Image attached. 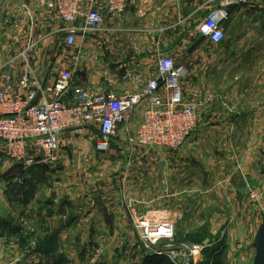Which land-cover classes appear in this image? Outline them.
Wrapping results in <instances>:
<instances>
[{"label":"crops","instance_id":"crops-1","mask_svg":"<svg viewBox=\"0 0 264 264\" xmlns=\"http://www.w3.org/2000/svg\"><path fill=\"white\" fill-rule=\"evenodd\" d=\"M6 1L9 3L10 0H0V5ZM11 1L15 2L13 12L19 15L21 22L14 28L19 33L25 25L22 19L29 16L28 31L32 38L36 35L29 43L27 61L20 53L7 62L0 60V88L7 89L11 97L28 96V90L19 88L23 75H33L42 84L46 79L47 84H53L64 70L72 72L73 88L83 87L95 94L141 92L157 77L161 55H169L182 70L184 96L189 98L195 93L200 94L205 103L200 111L204 114L215 112L214 109L211 111L217 101L212 87L214 68L219 61L216 50L220 45L202 38L197 32V25L219 7L220 0H134L123 15L106 16L98 31H78L72 47L66 45V39L61 41V37L66 35L62 30L75 26L81 28L82 23L63 25L55 20L54 13L46 5L49 0H28L29 5L23 4L26 0ZM95 6L102 7L103 2L98 1ZM227 13L228 19L223 24L227 40L221 45L232 50H253L264 62V0L233 4L228 7ZM237 113L241 115L240 107ZM140 121L141 117L137 116L119 131L116 136L118 141L115 145L112 142L115 150L107 156L95 150L97 141H61V157L56 164L42 161L31 144L27 159L24 162L14 161L6 155L5 144L0 141V264H64L62 259L66 252L61 243L68 240L75 227L97 225L100 232L105 219L110 221L112 215L117 218L113 203L118 201L119 193L108 186L115 188L121 184L118 178L124 184L131 183L132 170L122 171L121 164L127 159L144 162L145 171L154 168L153 162L170 159L171 155L178 161L182 158L193 160L197 156L192 151L195 154L203 151L199 154L214 161L206 141H190L192 136L178 154L173 151L171 155L131 153L128 156L124 151L134 152L129 148L134 143L130 145L127 142L124 131L135 130ZM236 124H244L252 131L263 130L264 106L254 110L251 116L244 113L242 120L236 121ZM64 135L67 134L63 133L61 137ZM253 137L257 138L256 141H239L238 148L242 157L251 158L258 164L264 143L261 145V137L255 133ZM235 145L234 141L222 143L225 157L231 156ZM259 171L256 170V177L264 178ZM186 172L184 168H179V172L167 176L170 180L165 185L153 181L151 184L155 190L147 188L137 196H133L132 189H126L122 193V201H137L127 208L131 223L134 225L135 220L148 211L180 210L181 206L177 203L181 201L182 187L186 185L182 184V176L192 177ZM23 174L31 179L27 205L20 202L25 197L17 183ZM197 175L196 171L193 177L196 179ZM109 229L110 225L108 234L102 236L107 241L116 235V230H111L110 234ZM99 232L92 234L98 241L102 240ZM21 234L28 235L27 246L21 244ZM81 240H85L84 233L80 234ZM54 245L56 254L51 252ZM53 254L59 259L54 263L48 260Z\"/></svg>","mask_w":264,"mask_h":264},{"label":"rangeland","instance_id":"rangeland-1","mask_svg":"<svg viewBox=\"0 0 264 264\" xmlns=\"http://www.w3.org/2000/svg\"><path fill=\"white\" fill-rule=\"evenodd\" d=\"M14 3L10 0L9 3L6 1L0 5V60L4 62L11 60L18 53L24 61H27L29 43L36 37L34 35L32 38V34L28 31L30 17L27 15V18L22 19L25 23L24 28L20 29L19 33L14 28L21 23L19 15L13 12ZM23 4L29 5L28 0ZM216 54L220 62L218 61L213 74L212 91L217 101L215 108L212 107L211 111L214 109L215 112L204 114L200 111L198 113L197 124L190 139V141H206L207 150L212 151L214 161H210L209 156L199 154L203 151L196 154L192 151L191 153L197 156L193 160L182 158L178 161L171 155L175 151L149 149L136 144L138 124L135 130L124 131L127 142L129 141L130 145L134 143L133 146H129L134 152L127 153V150H122L128 156L131 153L141 155L152 153L155 156L169 154L171 158L164 157L165 160L153 162L154 168H149L147 172L144 169L145 163L138 159L135 162L133 159L124 161L121 164L122 171L132 170L130 171L131 183L124 184L118 178L121 184L116 185L115 188L108 186L112 191L119 193L118 201L113 203L117 210V218L116 215H112L110 221L105 219L100 232L97 225L75 227L73 232H70L68 240L61 243L67 255H64L62 259L64 264H171L165 258L163 259V256L158 258L156 255H147L145 244L131 223L127 210L137 201L133 199L122 201V193L129 188L132 189L133 196H137L147 188L153 191L156 189L152 187L153 181L165 185L170 180L167 176L171 177L172 172H179V168H184L192 174V177L188 179L187 176H182L184 177L182 184L186 185L182 187V199L177 203V206H181L182 209L171 210L182 214L183 217V222L177 229L174 245H204L205 241L209 240L207 248L196 257L197 264H254L255 237L264 217V178L259 179L255 174L257 169L264 174V146L260 149L261 156L257 164L250 160L251 158L248 160L242 157L238 142L256 141L257 138L253 137L255 133L257 137H261L259 141L263 145L264 128L261 131H252L246 129L244 124L237 126L236 121H241L244 113L251 116L254 110L264 106V62L253 50H232L225 45H220ZM238 107H240L241 115L237 113ZM98 137V129L90 128L64 135L61 141H97ZM112 141L115 145L118 138L115 137ZM221 141L223 145L224 141H234L236 145L232 148L231 156L225 157ZM113 148L104 155L107 156L112 150L114 151ZM117 151V153L120 152L119 149ZM175 153L178 154L179 150ZM218 158H223V162L217 161ZM196 171L199 176L197 175L198 178L195 179L193 176ZM142 174L146 176L142 177ZM26 175L23 174L22 183H18L25 197L24 200H20L22 205L28 204L31 179L29 180ZM166 210L148 212L153 214ZM109 225L110 234H112L111 230H116V235L113 239L111 237V241L102 238L103 235L108 234ZM97 232L101 235L100 241L92 237V234L96 235ZM83 233L85 240L80 241V234ZM189 235L193 236L190 238ZM20 239L22 245H28V235H22ZM51 249V252L57 253L55 245ZM55 254L48 259L49 262L54 263L59 260L56 259ZM98 255H100V261H98ZM152 258H156L157 261L152 263Z\"/></svg>","mask_w":264,"mask_h":264},{"label":"built area","instance_id":"built-area-1","mask_svg":"<svg viewBox=\"0 0 264 264\" xmlns=\"http://www.w3.org/2000/svg\"><path fill=\"white\" fill-rule=\"evenodd\" d=\"M98 1L102 7H96ZM251 0H220L219 7L197 25L198 34L214 45L227 40L223 24L227 9ZM134 0H49L47 8L63 25L82 23L80 27L62 30L66 45L76 43L78 31H98L106 16L123 15ZM182 70L172 56L161 55L157 77L147 87L131 94H95L83 87L73 88V74L64 70L53 84H47L38 96L42 82L25 74L19 88L28 90L25 98H13L0 88V141L6 155L24 162L30 144L45 163L56 164L61 157V134H74L83 129L97 128L99 137L95 150L100 154L112 149V140L133 118L140 116L136 144L149 149L178 151L191 137L198 113L205 104L200 94L186 98L181 88ZM72 96L73 98H70ZM33 151V152H34ZM21 184L22 179H17ZM182 214L171 210L145 213L134 222L146 251L165 257L171 264H197L207 245H174Z\"/></svg>","mask_w":264,"mask_h":264},{"label":"water","instance_id":"water-1","mask_svg":"<svg viewBox=\"0 0 264 264\" xmlns=\"http://www.w3.org/2000/svg\"><path fill=\"white\" fill-rule=\"evenodd\" d=\"M67 35H63L61 37V41L66 39ZM47 85V79L44 81L42 84L41 90L38 93V96H41L42 92L44 91L45 87ZM210 241L207 240L205 241L206 245H209ZM254 248L256 250L255 257H254V264H264V217H263V223L260 227V230L258 234L255 237V243H254ZM147 255L149 256H155V252H147Z\"/></svg>","mask_w":264,"mask_h":264},{"label":"trees","instance_id":"trees-1","mask_svg":"<svg viewBox=\"0 0 264 264\" xmlns=\"http://www.w3.org/2000/svg\"><path fill=\"white\" fill-rule=\"evenodd\" d=\"M193 235H189V237L191 238ZM198 240H200V239H198ZM156 257H158V258H160V256H158V255H156ZM165 257H163V259H164ZM153 259V258H152ZM166 259V258H165ZM157 261V259L156 258H154L151 262L152 263H154V261ZM167 260V259H166ZM168 261V260H167Z\"/></svg>","mask_w":264,"mask_h":264}]
</instances>
